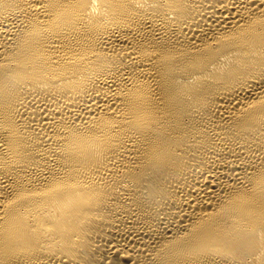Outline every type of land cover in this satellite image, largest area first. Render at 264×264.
Returning <instances> with one entry per match:
<instances>
[{
	"label": "bare ground",
	"instance_id": "1",
	"mask_svg": "<svg viewBox=\"0 0 264 264\" xmlns=\"http://www.w3.org/2000/svg\"><path fill=\"white\" fill-rule=\"evenodd\" d=\"M0 264H264V0H0Z\"/></svg>",
	"mask_w": 264,
	"mask_h": 264
}]
</instances>
